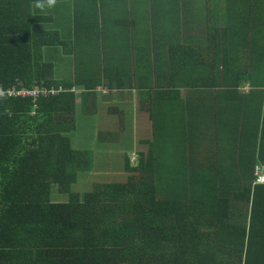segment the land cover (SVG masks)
Returning a JSON list of instances; mask_svg holds the SVG:
<instances>
[{
    "label": "crops",
    "instance_id": "0c3cea01",
    "mask_svg": "<svg viewBox=\"0 0 264 264\" xmlns=\"http://www.w3.org/2000/svg\"><path fill=\"white\" fill-rule=\"evenodd\" d=\"M53 8L43 29L56 33L41 58L53 86L73 92L69 140L89 152V181L140 176L157 183L159 197L187 181L198 191L234 156L237 120L247 140L262 139L264 29L244 24L264 16V0H58Z\"/></svg>",
    "mask_w": 264,
    "mask_h": 264
},
{
    "label": "trees",
    "instance_id": "16d2710c",
    "mask_svg": "<svg viewBox=\"0 0 264 264\" xmlns=\"http://www.w3.org/2000/svg\"><path fill=\"white\" fill-rule=\"evenodd\" d=\"M35 3L0 0L3 89L54 84L41 52L56 32ZM252 21L264 29V16L244 29ZM75 107L73 92L0 97V264H264V132L249 141L237 120L234 156L198 191L187 181L159 197L140 176L75 190L89 154L70 145ZM56 110L61 119L46 114ZM49 120L66 125L50 132Z\"/></svg>",
    "mask_w": 264,
    "mask_h": 264
},
{
    "label": "built area",
    "instance_id": "2783aa9c",
    "mask_svg": "<svg viewBox=\"0 0 264 264\" xmlns=\"http://www.w3.org/2000/svg\"><path fill=\"white\" fill-rule=\"evenodd\" d=\"M71 91V89H67L63 86L59 87H46L43 85L38 84L34 87L32 91L24 92L21 90H16L14 87H10L7 89H3L0 87V97L2 95L6 96H28L31 97L33 101H35L37 98H43V97H52V96H59L60 94L66 93ZM261 181H264V177H262Z\"/></svg>",
    "mask_w": 264,
    "mask_h": 264
},
{
    "label": "rangeland",
    "instance_id": "374dc122",
    "mask_svg": "<svg viewBox=\"0 0 264 264\" xmlns=\"http://www.w3.org/2000/svg\"><path fill=\"white\" fill-rule=\"evenodd\" d=\"M36 4V3H35ZM33 6V11L34 13L36 14H56V9L54 8H50V9H45V10H42L41 8H37L36 6ZM195 37H190V38H187V40H193ZM102 94V91L99 90L98 92V95H101ZM76 114L80 115L82 114L81 113V110L79 107H77V110H76ZM91 116V115H90ZM78 134H75L73 135V138H75ZM98 151H101L103 152V149H98ZM115 163V162H114ZM81 176H82V179L79 181V183L77 182L76 185H75V190H78V189H82V190H91L93 187H92V183L89 181V179H93L94 178V171H89V173L86 171H81ZM85 191V192H86ZM62 196V194H61ZM65 196H62V198L58 195L57 197H53V200L54 201H62V200H65Z\"/></svg>",
    "mask_w": 264,
    "mask_h": 264
},
{
    "label": "clouds",
    "instance_id": "9594fccd",
    "mask_svg": "<svg viewBox=\"0 0 264 264\" xmlns=\"http://www.w3.org/2000/svg\"><path fill=\"white\" fill-rule=\"evenodd\" d=\"M56 3H57V0H36L35 6L43 10L45 8L50 9V8L55 7Z\"/></svg>",
    "mask_w": 264,
    "mask_h": 264
}]
</instances>
